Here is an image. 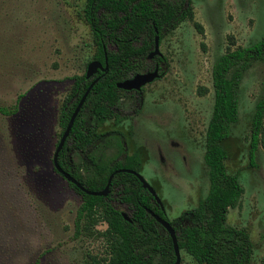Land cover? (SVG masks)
Listing matches in <instances>:
<instances>
[{"label": "rangeland", "instance_id": "374dc122", "mask_svg": "<svg viewBox=\"0 0 264 264\" xmlns=\"http://www.w3.org/2000/svg\"><path fill=\"white\" fill-rule=\"evenodd\" d=\"M85 2L0 0V107L12 110L0 114V264H80L84 250H102L99 241L74 236L81 197L52 163L60 106L94 52L83 20ZM190 3L193 19L159 39L163 73L137 93L120 91V121L108 118L97 125L96 132L103 135L88 150L89 158L107 163L125 153L137 154L141 166L134 171L154 188L170 221L195 207L208 190L203 154L214 62L230 42L245 46L264 35V0ZM236 93L237 117L222 146L226 169L237 176L242 193L228 208L226 224L245 227L252 242L251 264H260L264 149L260 146L250 157L249 139L255 104L264 94L263 61L240 70ZM88 107L82 118L91 134L96 121ZM71 158L81 172L89 166L77 150ZM179 251V264H198L184 249ZM157 260L156 255L153 262Z\"/></svg>", "mask_w": 264, "mask_h": 264}, {"label": "trees", "instance_id": "16d2710c", "mask_svg": "<svg viewBox=\"0 0 264 264\" xmlns=\"http://www.w3.org/2000/svg\"><path fill=\"white\" fill-rule=\"evenodd\" d=\"M186 19H193L190 0H182L180 4L167 0L85 2L83 20L90 28L94 45L91 60L102 64L106 60L107 69L105 72L97 70L91 78H86L85 72L74 76L59 109V136L87 86L94 78L97 80L74 119L57 161L63 170L89 190H101L111 173L113 177L106 196L87 194L66 181L81 197L73 223L74 236L99 241L102 246L99 252L84 250L80 264H172L174 261L170 236L148 212L149 209L168 220L164 210L134 174L116 171L120 168L138 171L141 166L139 156L125 153L107 163L89 158L88 150L103 135L96 132L97 125L108 118L120 121L116 114L123 89L118 88L116 82L139 72L140 68L141 71L153 69L154 62H165L162 56H154L153 63L147 64L146 56L152 49L154 35L157 33L161 39L164 31L173 29ZM194 24L202 31L197 22ZM253 61L264 62V35L245 46L230 42L214 62L211 70L213 104L205 130L203 154L208 190L195 207L169 220L175 229L179 249L193 256L198 264H251L252 242L245 227L226 224V212L237 203L242 186L237 176L226 169L222 141L237 117L239 72ZM162 73L163 70L160 75ZM86 105H89L90 116L96 121L91 134L83 124L82 112ZM11 111L0 107L2 115ZM263 111L264 94L255 104L250 124V157L260 146L264 149ZM111 133L121 135L118 130ZM72 150L88 158L89 166L84 168V172L73 162ZM118 205H123L124 209ZM122 212L128 215L129 220L123 217ZM100 224L105 226L101 228ZM156 255L158 260L154 263ZM260 264H264V257L260 258Z\"/></svg>", "mask_w": 264, "mask_h": 264}, {"label": "water", "instance_id": "95a60500", "mask_svg": "<svg viewBox=\"0 0 264 264\" xmlns=\"http://www.w3.org/2000/svg\"><path fill=\"white\" fill-rule=\"evenodd\" d=\"M156 31V30H155ZM157 32V31H156ZM154 56H162V53L159 50V39H158V34L156 33L154 35V41H153V46L152 49L149 51V53L147 54L146 58L147 59H152ZM158 63H156L153 67V69L151 70H147V71H142V72H136L134 73L132 76L122 79L120 81L116 82V86L120 89L123 90H136L139 91L142 86H144L147 83H150L151 81H153L154 79H156L159 75V68H158ZM107 69V62L106 60L104 61V63L102 64L100 61L98 60H91L90 62H88L87 66H86V70H85V77L89 78L90 76H92L94 73H96L97 70L103 71L105 72ZM97 80V78H94L90 84L87 86V88L85 89V91L83 92V94L81 95L80 99L78 100L76 106L74 107L69 120L65 126V129L63 130V132L61 133L58 142L56 144V147L54 149L53 155H52V163L53 166L55 167L56 171L58 172V174L64 178L66 181H69L73 184H75L79 189H81L82 191H84L87 194H92V195H101V196H106L109 192V186L111 183V179L113 177V173H111L108 178H107V182L105 184V186L101 189V190H89L87 188H85L84 186H82L79 181H77L72 175H70L68 172H66L65 170H63L57 161V156L58 153L60 151V149L63 147L64 142L67 138V136L69 135L70 129L73 125L74 119L77 116L90 88L92 87V85L94 84V82ZM116 171H125V172H129L134 174L138 180L141 182L142 187L146 188L147 191L152 195L153 199L160 205L161 208L162 207V203L160 198L158 197V195L156 194V191L154 190V188L143 178V176L132 170V169H126V168H120L117 169ZM148 212L152 215V217L159 223L162 225V227L165 229V231L168 233V235L171 238V242H172V247H173V252H174V261L172 264H179L180 262V249L178 247L177 244V238H176V232L174 227L172 226V224L169 222V220L162 218L161 216H159L157 213L151 211L148 209ZM123 217L126 220H129L128 215L125 212H122ZM101 264H114V263H109V262H105V263H101Z\"/></svg>", "mask_w": 264, "mask_h": 264}, {"label": "flooded vegetation", "instance_id": "af4514ba", "mask_svg": "<svg viewBox=\"0 0 264 264\" xmlns=\"http://www.w3.org/2000/svg\"><path fill=\"white\" fill-rule=\"evenodd\" d=\"M156 63H158V62H154V65L156 64ZM160 63H158V65H159Z\"/></svg>", "mask_w": 264, "mask_h": 264}]
</instances>
